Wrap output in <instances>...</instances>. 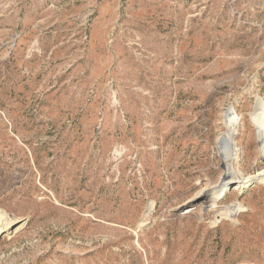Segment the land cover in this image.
Returning a JSON list of instances; mask_svg holds the SVG:
<instances>
[{
  "label": "rangeland",
  "instance_id": "rangeland-1",
  "mask_svg": "<svg viewBox=\"0 0 264 264\" xmlns=\"http://www.w3.org/2000/svg\"><path fill=\"white\" fill-rule=\"evenodd\" d=\"M263 102L264 0H0V264H264Z\"/></svg>",
  "mask_w": 264,
  "mask_h": 264
},
{
  "label": "bare ground",
  "instance_id": "bare-ground-1",
  "mask_svg": "<svg viewBox=\"0 0 264 264\" xmlns=\"http://www.w3.org/2000/svg\"><path fill=\"white\" fill-rule=\"evenodd\" d=\"M260 111H261V114L259 115V130H260L262 136L264 137V102H263V105L260 106ZM240 120L241 119L238 118L237 115H233L230 111H227V113L225 115V123H226V126L228 128V131L224 137V141L227 145L232 146L233 142L231 140H232V137H234V135H235L233 132V129L237 126V124H239ZM260 174H261V172L255 174V175H249V176L240 175L238 179H229V180L225 181V185L233 183V182H239V183H245L246 184L252 178L258 177ZM225 214L230 216L232 214V212L227 211Z\"/></svg>",
  "mask_w": 264,
  "mask_h": 264
}]
</instances>
